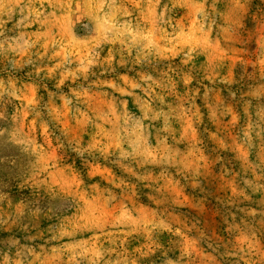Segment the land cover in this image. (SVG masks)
Returning <instances> with one entry per match:
<instances>
[{
  "label": "rangeland",
  "instance_id": "rangeland-1",
  "mask_svg": "<svg viewBox=\"0 0 264 264\" xmlns=\"http://www.w3.org/2000/svg\"><path fill=\"white\" fill-rule=\"evenodd\" d=\"M0 264H264V0H0Z\"/></svg>",
  "mask_w": 264,
  "mask_h": 264
}]
</instances>
